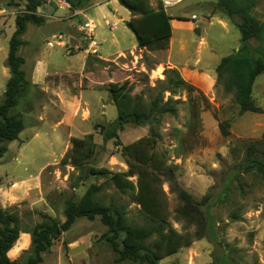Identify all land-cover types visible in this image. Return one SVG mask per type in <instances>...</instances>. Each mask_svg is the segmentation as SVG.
<instances>
[{
  "label": "rangeland",
  "instance_id": "1",
  "mask_svg": "<svg viewBox=\"0 0 264 264\" xmlns=\"http://www.w3.org/2000/svg\"><path fill=\"white\" fill-rule=\"evenodd\" d=\"M149 1L152 5L161 1L163 5V0ZM257 1L253 12L264 20V0ZM39 2L37 12L44 20L40 24L27 23L22 35L25 44L19 47L18 54L41 60L50 83L74 82L88 87L83 93L90 103L91 121L84 122V131L92 133L97 144L89 165L105 166L113 171L127 168L120 155L121 145L114 139L103 141L99 127L94 128L96 123L108 127L116 120L112 89L122 86L119 97L148 103L163 89L161 81L165 71L176 68L208 103L206 106L199 98L201 128L195 136L184 134L186 145L191 146L179 156H175L173 149L178 144V130L183 133L189 119L187 93L179 91L174 95V99H179L174 103L176 115L165 114L153 124L158 131L156 149L165 151L166 163L172 168L171 173L162 177L170 224L180 232H193L196 228L184 221L178 212L182 204L178 187L196 200L208 195L202 206L207 221L204 235L162 257L158 264H264V185L253 171H242L239 180H234L238 163L244 158L241 141L258 138L264 130V72L255 78L251 93L254 103L262 111L243 113H239L232 93L224 89L215 74L220 58L235 52L240 45L236 27L239 19L227 16L215 7V0H174L171 6H163L172 17L169 46L149 51L137 46L130 48L136 43L135 37L121 24V18L117 21L113 9L117 8L124 20H129L132 14L115 0H73L75 5L70 10L57 8L46 0ZM0 8L5 10L0 13L1 101L9 78L5 64L9 38L15 29V17L25 11V1L0 0ZM78 11L86 16L81 13L76 16ZM87 18L95 23L93 34L95 41H99V52H104L106 47L108 52H114L117 45L125 50L113 61L90 56L83 70L80 67L82 51L72 45L83 35L80 25ZM56 37L65 42L66 48L54 44ZM102 37L106 38L104 42ZM112 39H116L117 45ZM47 41L53 46L49 47ZM258 43L256 39L249 40L252 47ZM65 50L70 51L65 53ZM22 68L28 77L31 63L27 62ZM63 69L69 72L65 73ZM77 90L70 91L75 101ZM168 95V91H163L164 99ZM48 102V97L37 85L30 84L22 91L9 113L22 117L23 128L16 139L6 142L7 150L0 157V205L13 211L25 229L29 227L28 221L34 223L43 215L63 220L68 199H77L90 182L101 183L105 179L86 175V166L74 169L70 165H59L60 156L70 147V115L66 123L53 127L57 114ZM76 110H80L81 117L86 119V109ZM221 120L230 124L226 136L218 126ZM148 127L149 124L123 123L117 128L119 142L127 144L145 136ZM71 134L83 136L74 127L70 129ZM239 169L242 170V166ZM31 176L38 183L29 185L25 196L13 198L18 199L15 203L14 200L2 201L6 186ZM129 178L135 181L134 176ZM101 196L106 203L124 206L130 223L146 222L139 206L110 184L104 185ZM106 229L99 216L92 220L84 216L76 218L70 228L42 253L39 264H138L133 259H118L117 252L103 237ZM30 251L29 245L12 259L23 262Z\"/></svg>",
  "mask_w": 264,
  "mask_h": 264
},
{
  "label": "trees",
  "instance_id": "2",
  "mask_svg": "<svg viewBox=\"0 0 264 264\" xmlns=\"http://www.w3.org/2000/svg\"><path fill=\"white\" fill-rule=\"evenodd\" d=\"M24 1L25 11L15 17V29L9 38L5 60L9 78L0 101V157L7 150L6 142L16 139L23 128L22 117L9 113V110L17 104L22 91L32 84L22 68L24 58L18 54L19 47L24 44L22 34L28 22L40 24L44 20L43 15L37 12L39 0ZM117 1L132 14L125 24L133 33L138 48L154 51L169 46L172 17L166 12L161 1L156 5H152L149 0ZM69 2L71 6L75 5L73 0ZM257 2L215 0L214 3V6L227 16L239 19L236 24L240 33L238 49L221 57L215 66L217 81L225 90L232 93L239 113L262 111L254 103L251 95L255 78L264 72V20L253 12ZM250 39L258 40V45L250 46ZM161 82L164 84L163 89L148 103L140 99L134 102L119 97L118 93L123 89L122 86L112 89L111 93L114 95L112 100L117 109L116 120L108 127L98 123L94 125V128L99 127L103 134V141L114 139L117 145H121L120 155L127 165L125 170L113 171L105 166L88 164L97 147L92 133L70 137V147L60 157L59 165H70L74 169L86 166V175L101 176L105 179L101 183L90 182L77 199H68L63 209V220L43 215L42 219L30 226L31 251L23 262L11 259L7 255L18 238L19 218L13 211L0 205V264H39L42 261V253L50 247L52 241L58 239L80 216L90 220L99 216L107 228L103 237L117 252L118 259H133L138 261V264H158L162 257L178 251L182 246L190 245L193 238L204 235L207 221L202 206L208 195L196 200L186 190L178 187V196L182 201L178 212L184 221L196 228L193 232H180L170 224L162 177L171 173L172 168L166 163L165 151L156 149L158 131L153 124L165 114L176 115L177 107L174 103L179 99H174V95L179 91L187 93L190 105L189 119L185 131L182 133L178 130L176 135L178 144L173 149L175 156H179L191 146L185 143L186 133L195 136L201 128L199 98L205 101L206 106L208 103L176 68H168ZM163 91L169 92L165 99ZM125 122L134 125L149 124L147 134L130 143L121 144L117 128L123 126ZM218 126L222 135L229 134L230 124L227 120L219 121ZM241 142L244 145V158L238 163L234 180H239L242 171H253L264 185V130L260 137ZM239 166L243 169L240 170ZM131 176L135 177V181L129 178ZM105 184H110L120 193L128 195L131 201L139 206L146 222L132 224L128 221L124 206L104 202L101 192Z\"/></svg>",
  "mask_w": 264,
  "mask_h": 264
},
{
  "label": "crops",
  "instance_id": "3",
  "mask_svg": "<svg viewBox=\"0 0 264 264\" xmlns=\"http://www.w3.org/2000/svg\"><path fill=\"white\" fill-rule=\"evenodd\" d=\"M115 1L118 3L117 0H115ZM110 4L111 3H108V5L111 7ZM80 13L83 14L84 16H86L82 11H78V14H76V16L79 15ZM113 14L118 16L117 21L121 18L123 21L121 24H123V26H126L125 23L127 20H124V18L121 15H119V11L117 8L113 9ZM81 25H80V30H81ZM113 27H115V24ZM105 39L106 38L102 37L101 41L104 42ZM113 41L117 45L116 39H112V42ZM86 42H87L86 39L83 37V35H81V38H78L76 40V42H74V44L72 45L76 49H78L79 51L80 50L82 51V58H81V62H80L81 63L80 67H81V69L83 68V70H84L86 59L90 56H96V57L102 58L104 60L113 61L114 59L120 58V54L123 53V51L125 50V49H120L119 46L117 45V49L114 52H108L106 50V49H108L107 47L105 48L104 52H99V44L97 43L99 41L97 40L96 41L97 52L93 53L91 55L85 51ZM55 43L58 44L60 47L66 48L64 45L65 42L62 39L59 41L58 38L56 37L54 44ZM24 44H25V42H24ZM47 44L49 47L53 46L52 45L53 43H50L49 41H47ZM21 46H23V44ZM80 46H83L84 48L79 49ZM135 46H136V43L132 44V46L130 48L135 47ZM69 51L70 50H65V53H67ZM23 58H24L23 65L27 64V62L31 63V70H30L29 76H28V78L30 79V82L33 85L39 86L44 91V93L46 94V96L49 99V102H48L49 106L51 108H53L55 113L57 114V116H56L57 118L54 119V122H53V127H56V126H59V125L66 123V121L68 120L69 115H70V118L68 121V123H69L68 124V128H69L68 136H69V138L74 136L72 134L70 135V129L72 127H74L75 130H77L81 135L87 134L88 132L84 131V129H85L84 122L85 121H91V119H90L91 118V108H90L89 101L84 96L83 90L88 89V87H83L80 84L78 86L74 82L72 84L69 82L67 83V82H62V81L50 83V80L46 79L47 75H46V72L44 70V66L42 65L43 62L41 60H39L37 58H30V57L28 59L25 57H23ZM63 72L68 73L69 71H67V69H63ZM85 74H86V72H85ZM81 75H83V74L81 73ZM76 88L78 90H77V100L75 101L73 96L71 95L70 91L74 90ZM91 88H93V87H91ZM99 89H105V88L100 87ZM105 90H107V89H105ZM112 102L114 103L113 100H112ZM103 105H105V104L103 103ZM84 106H85V108H83ZM76 108L86 109V111H87L86 119L81 117V115H80L81 111L80 110L77 111ZM115 108H116V105H115ZM82 111H84V110H82ZM103 112H105V111H103ZM116 116H117V109H116ZM75 118H78V120H74ZM37 183L38 182L34 176H31V178H22L18 181L11 182L8 186H6V195H5V197H3L2 201L4 200V203L7 202L8 200L9 201L14 200V201H12L14 203L17 202L18 199H13V198L25 196V194L28 192V189H27L28 186L29 185H36ZM27 224L29 225V227H27L25 229V228H23V226H21L22 223L20 221V228L21 229L19 231L18 238L16 239V241L14 242L12 247L7 252V255L11 259L13 257L17 256L23 249L27 248L30 245L29 228L33 223L31 221L30 222L28 221Z\"/></svg>",
  "mask_w": 264,
  "mask_h": 264
},
{
  "label": "built area",
  "instance_id": "4",
  "mask_svg": "<svg viewBox=\"0 0 264 264\" xmlns=\"http://www.w3.org/2000/svg\"><path fill=\"white\" fill-rule=\"evenodd\" d=\"M48 3L53 4L57 8H63V9H71V4L69 0H46ZM174 2V0H163V6L164 7H169L171 6ZM5 10L0 8V13H4ZM77 12H74V14ZM94 29H95V24L92 21V19L87 18L81 25V30L83 32V37L86 39V46H85V51L87 53H96L97 52V43L94 39ZM60 41L61 39L58 38Z\"/></svg>",
  "mask_w": 264,
  "mask_h": 264
}]
</instances>
